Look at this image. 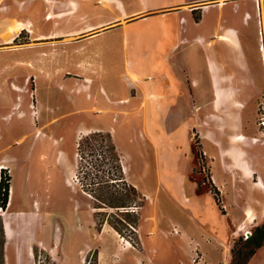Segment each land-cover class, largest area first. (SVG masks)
<instances>
[{
	"label": "rangeland",
	"instance_id": "374dc122",
	"mask_svg": "<svg viewBox=\"0 0 264 264\" xmlns=\"http://www.w3.org/2000/svg\"><path fill=\"white\" fill-rule=\"evenodd\" d=\"M123 1L121 14L140 15L100 36L118 39L116 48L122 52L118 69L122 73L124 58L151 69V63H146L149 59L158 61L161 73L177 77L175 83L186 96L189 78L208 85L210 69L218 75L217 85L240 89L228 92L230 100L224 102L225 93L219 86H211L206 95L217 100L209 106H203L199 98L193 105L186 97L183 106L171 109L191 124L190 135H196L189 153L191 161L186 162L193 167L191 177L198 182L201 205L194 212L213 227L205 231L202 223L197 224L192 233L187 228L190 236L184 242L181 231L175 232V228L173 235L167 236L149 231L148 224L154 220L160 227L165 221L156 211L153 221L147 218L154 213L152 204L144 202L143 194L126 180L117 142L109 130L90 129L76 135L80 122L86 121L84 114L60 117L43 126L46 116L69 109V101L54 79L55 67L61 64L64 69L66 63L61 59L58 63L38 61L40 49L30 48L36 43L49 52L50 46L64 49L66 42L34 40L27 29H18V20L27 24L26 18H30L27 20L35 22L43 35L49 34L53 25V20H45L49 0H0V29L7 31H0V63L12 65L0 83V162L6 164L7 177L12 176L10 206L4 215L0 211V264H195L202 259L197 254L193 262L185 251H179L186 246L200 250L212 264H229L232 249L241 247L257 226L264 225V187L260 184L264 181V0L261 10H257L255 0H215L222 5L204 12L202 19L200 12L148 11L162 0ZM229 22L235 23L238 33H231ZM12 25L21 31L10 33ZM238 36L243 51L237 45ZM100 38L93 40L97 44L89 42L90 50L101 46ZM109 46L113 51V43H105L104 50L99 49L100 57L97 54L95 58L98 71L111 70L105 54ZM7 97L9 108L2 110ZM2 111L8 113L9 122L2 119ZM89 122L95 119L91 116ZM99 122L105 124L104 120ZM142 126L160 134L173 131L180 144V135H186L181 119L170 120L164 127L153 120ZM22 135H27L26 139L18 141ZM45 147L51 152L43 154ZM171 147L164 148L161 163L183 166L184 158L177 150H169ZM63 155L71 156L73 173L60 168ZM211 167L222 172L226 180L219 187L213 183ZM170 178L176 186L177 175ZM147 180L153 191L158 188L153 200L167 199L161 185L156 186L155 177ZM173 185V201L168 199L165 205L170 207L168 213L179 215L190 210L183 197L196 199L189 189L185 196L179 195ZM3 217L9 221L7 243ZM224 226L227 232L221 233ZM191 234L194 239L190 242ZM248 264H264V246Z\"/></svg>",
	"mask_w": 264,
	"mask_h": 264
},
{
	"label": "crops",
	"instance_id": "0c3cea01",
	"mask_svg": "<svg viewBox=\"0 0 264 264\" xmlns=\"http://www.w3.org/2000/svg\"><path fill=\"white\" fill-rule=\"evenodd\" d=\"M162 1L163 2L156 4L155 7H152L148 11L163 13L173 11H186L192 13L200 12L201 15L199 17L202 19L204 12L210 11L212 7H216L215 5H222L215 0ZM224 1L227 2L226 0ZM227 4L228 3L225 5ZM124 5L123 0H49L48 13L46 12L45 14V20H53V25L50 29V33L45 35H43L41 30L35 27V22L27 20L30 18H26V21L28 22L27 24L18 20V22L22 24L21 30L27 29L34 40L49 39L51 42L59 43L64 39L66 42L65 50L63 48L59 49V47L54 48L53 46H50L49 52H44L43 50L45 49L43 46L37 45L36 43H33L34 46L30 48V50L40 49L36 54L38 61L44 63L46 59H50L53 61L56 60V63H58V60L61 59L60 61L64 60V63H66L64 69L60 68L61 64L55 67L54 79L56 80L59 89L64 92L69 101V109L59 115H53L52 117L46 116L43 126L51 125L60 117L84 114L86 116V121L80 122L81 124H79L78 133L76 135H81L82 132L84 133L90 129L109 130L117 142V151L122 158L126 172V180L143 194L145 197L144 202H151L153 212L156 211L160 219L165 221V223H159V225H161L160 227L158 226V222L154 220L155 212L151 214V216L148 215L147 218L150 219V221L154 220L151 226L148 224L149 231L167 236L173 235L172 231L175 228L181 231L179 236L182 237L184 242L190 236L187 228H190L191 230H189L192 233L193 231H196L194 226L196 227L197 224L202 223L205 231H210L213 226L207 219H205L207 221H204V219L199 216L200 214L194 212L195 209H200L201 205L199 195L196 192L198 182L191 177L194 169L186 162L189 163L191 161L189 153L191 152L192 139L195 138L196 135H190L192 128L191 124H186L185 120H182L178 112L171 113V109L175 107L180 108L181 105L183 106L186 97L188 100H191L193 105H196L195 103L198 101V98L203 106H209L212 102H215L217 98H210L206 93L213 88L215 89L218 75L210 69V82L208 85L203 86L202 80H199L196 77H193L192 80L189 78L188 88L186 87L188 95L186 96L184 95L183 89L175 83L177 77L174 76L173 78L172 75L170 76V73H161L159 71L157 68L158 61L154 62L153 60L147 59L146 63L148 64V61L151 63V69H144L140 66L142 64L137 63V60V62H135V59L132 58V62L130 63L129 58H124L126 67L122 73L121 70L118 69V65H120V55L122 53L120 48H116L118 39L116 36H114V38H100V36L118 26L124 25L129 19L140 15L137 14L125 17L121 14V12L124 11ZM257 6H259L258 2ZM235 8L237 9L238 6ZM197 23L198 21L194 22V24ZM229 23V30L231 33H238L237 30H235V23ZM31 24L34 26L35 33H32L31 31ZM21 30H17L13 26V30H11L10 33L13 34L14 31L20 32ZM0 31L3 34L4 32L7 33L4 29H0ZM18 33H16L14 37ZM85 33L89 34L85 35ZM72 37L76 38L75 42L71 41ZM98 38H100V42L98 43L101 46H98L97 49L90 50L89 42L92 41L94 44H97L93 40ZM175 39L176 38H174V40ZM197 40L199 42L202 41L199 37ZM237 40V45H239L240 49L243 51L241 37L238 36ZM212 41H214L213 38L208 40L207 44H211ZM111 42L114 45L113 51H111L110 46L108 50L109 52L105 51L106 56H108L111 70L104 67L105 70L98 71L99 65H96L95 58L99 53V49L104 50L105 43L111 44ZM123 55L127 57L130 56V54L126 52H124ZM11 66L12 65L8 63H0V83L3 82L6 73L9 75L8 70ZM228 76H231V74ZM50 77H52V74H50ZM220 78L223 80L226 79L222 76H220ZM8 81L9 79H7L6 85L8 84ZM211 86L213 88H211ZM36 89L35 86L33 90L36 91ZM218 89L225 93L223 99L224 102L230 100L228 92H238L240 90L231 87L230 85L219 86ZM241 91H243L242 88ZM244 91H249V88ZM201 92L204 93L201 94ZM6 100V106L5 108L2 106V110H8L9 108L10 103L8 97ZM41 104L43 106L42 102ZM46 108L48 112L52 113V109L49 108L48 105ZM91 116L95 119V122L93 123L89 122ZM3 118L9 122L7 112L2 111V119ZM176 119H181L182 124L185 126L183 129L186 135H180L183 144L178 142L179 135H175L173 131H167L160 134V132L153 130L151 127H149V131H145L142 126L149 124L151 120H153V123H157L158 121L164 127V125L168 124L170 120ZM99 120H104L105 124L101 125ZM139 123H141L140 127L138 126ZM39 133L40 127L36 136H38ZM26 137L27 135H22L18 141H23ZM77 138L78 137H76V139ZM241 138L244 137L241 136ZM52 142L54 141H51V143ZM175 143L176 145L174 146L173 144ZM170 146L173 147L169 150H177L184 158L185 164L183 166H166L161 163V161H163V156L166 154L163 155L164 148ZM8 147L9 144H7L6 148ZM44 151L43 154H47V151L50 153L51 149L45 147ZM5 166L6 164H4V162H0V179L2 168H6ZM74 167L71 156L67 157L66 155H63V157H61L60 168L67 169L70 173H73L75 169ZM210 171L213 183L216 186L219 187L226 181L223 175H221L222 172L214 171L212 167ZM173 173L177 175V180H175L176 186L173 185V180L170 178V175ZM152 176L156 178V186L159 187V185H161L167 199L156 201L151 198L152 195H154V198L157 197L155 195L158 192V188L153 191V185L151 186L148 184L147 179ZM259 182L260 180L258 183ZM171 184L178 188L179 195L183 196L188 189L194 193L196 199L194 201H191L189 197H183V200H188L190 210L188 209V211H184L179 215L167 212L170 210L168 209L170 207L167 208L165 203L168 199L173 201L170 199L173 194ZM10 202L11 196L9 197V203ZM173 204H175V202H173ZM9 206L10 205L8 204L6 209H2L3 215L7 212ZM191 209L193 211H191ZM8 222L9 221L3 217V227L6 236L5 243L9 240L6 227L9 226ZM9 229L11 233L12 230L10 227ZM222 232H227L225 226L221 230V233ZM215 236L218 238L217 234H215ZM191 238L190 242L194 239L192 234ZM179 251H185L186 255L190 257L192 261L196 258L197 254L199 257H202V259L195 261V264H212V262L206 260L207 256L204 253L200 252V250H196L193 246H186L183 249L180 247ZM226 263L227 262L225 261L222 264ZM183 264L186 263L183 261Z\"/></svg>",
	"mask_w": 264,
	"mask_h": 264
},
{
	"label": "trees",
	"instance_id": "16d2710c",
	"mask_svg": "<svg viewBox=\"0 0 264 264\" xmlns=\"http://www.w3.org/2000/svg\"><path fill=\"white\" fill-rule=\"evenodd\" d=\"M8 169L2 168L0 179V208L6 209L9 204L10 197V181L11 177H7ZM264 245V225L257 226L241 247L232 249V260L230 264H247L254 256L257 250Z\"/></svg>",
	"mask_w": 264,
	"mask_h": 264
},
{
	"label": "bare ground",
	"instance_id": "6f19581e",
	"mask_svg": "<svg viewBox=\"0 0 264 264\" xmlns=\"http://www.w3.org/2000/svg\"><path fill=\"white\" fill-rule=\"evenodd\" d=\"M257 2H258V4H259L258 7H257ZM256 8H257V10L260 8V10H261V0H256ZM19 23H20V22H19ZM21 27H22V24L20 23L19 26H18V29H21ZM31 31H32V33H35L34 26L31 27ZM263 49H264V48H263ZM260 184L262 185V187H264V181H261ZM11 187H12V186H11ZM10 194H11V192H10ZM1 210H2V209H0V211H1Z\"/></svg>",
	"mask_w": 264,
	"mask_h": 264
},
{
	"label": "built area",
	"instance_id": "2783aa9c",
	"mask_svg": "<svg viewBox=\"0 0 264 264\" xmlns=\"http://www.w3.org/2000/svg\"><path fill=\"white\" fill-rule=\"evenodd\" d=\"M262 34V33H261ZM263 46H261V48H262ZM261 125H262V127H263V129H264V118L262 119V121H261ZM123 170H125V168L123 167ZM204 170L206 171V169L204 168ZM135 207H136V204H135ZM131 209H132V211H134L135 209H133V207H131ZM175 232H178V229H175L174 230ZM195 260V259H194Z\"/></svg>",
	"mask_w": 264,
	"mask_h": 264
}]
</instances>
